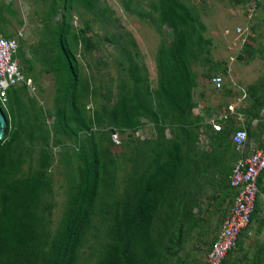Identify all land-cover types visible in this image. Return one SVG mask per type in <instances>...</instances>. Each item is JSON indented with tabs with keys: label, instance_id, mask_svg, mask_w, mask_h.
I'll list each match as a JSON object with an SVG mask.
<instances>
[{
	"label": "trees",
	"instance_id": "16d2710c",
	"mask_svg": "<svg viewBox=\"0 0 264 264\" xmlns=\"http://www.w3.org/2000/svg\"><path fill=\"white\" fill-rule=\"evenodd\" d=\"M43 1L47 6L40 39L30 47L29 57L20 43L17 58L27 78L37 81L39 73L53 76L55 120L48 121L50 109L28 96L27 85L9 91L8 106L0 102L8 122L0 144V264H79L88 244L91 253L83 264H208L186 253V245L199 230L209 253L222 228L217 235L202 228L206 222L199 216L201 194L183 188L178 179V173H186L182 166L201 173L203 161L194 152L204 121L194 116L200 87L194 67L209 66L203 79L211 81L228 72L222 63L213 62V40L205 37L202 13L188 0H145V12L141 1L122 0L129 11L137 3L138 15L151 19L159 33L168 27L171 39L159 47L153 85L148 69L136 61L137 42L128 35L121 48L127 60H117L122 69L118 91L113 92L115 81L97 83L78 59L80 52L85 56L97 49L89 33L95 23L106 20L110 9L101 6V0ZM234 1L246 3L248 9L249 0ZM74 12L85 17L80 28L73 24ZM5 13L16 16L11 3L0 1V34L14 38ZM246 48L251 56L255 53ZM259 82L257 88L248 87L243 105L235 107L245 118L249 139L255 141L264 135V77ZM100 97L104 103L91 107ZM231 116L218 120L224 124L220 131L208 125L204 130L213 148L209 168L223 153L243 156L234 152L232 137L242 128H236L237 116ZM255 123L257 129L252 130ZM145 126L154 128L155 138H134ZM113 135L130 136L119 153L113 151ZM250 147L248 142L247 150ZM57 166L65 169L60 186L66 199L63 215L55 222ZM234 168L228 173L232 175ZM118 173H123L119 181ZM258 185L264 193V172ZM262 208L257 201L251 224L223 264H264V243L252 245L251 258L247 251L240 255L252 233L264 232ZM210 235L212 240L206 242Z\"/></svg>",
	"mask_w": 264,
	"mask_h": 264
},
{
	"label": "rangeland",
	"instance_id": "374dc122",
	"mask_svg": "<svg viewBox=\"0 0 264 264\" xmlns=\"http://www.w3.org/2000/svg\"><path fill=\"white\" fill-rule=\"evenodd\" d=\"M0 1L6 5L11 3L12 9L16 11V16L14 17L5 13L6 17L9 18L8 32L12 35L18 34L20 36L19 43L23 44V51L28 57L31 56L30 47L33 44L38 43L41 36L40 29L44 24L43 12H45L43 9L47 6L46 3L43 0ZM139 1L142 2V9L140 10L145 12L146 9H148L147 2L145 0ZM188 2L189 4H195L198 7V10L202 13V19L207 28L205 37L213 40L211 46L213 62H220L228 69L227 73H219V76L224 80V86L223 89L219 90L220 92L217 93V97H223L221 94L231 89L233 93L224 103H228V101L233 102L235 100L239 102L241 98L243 100L248 87L255 84L257 88V84H261L259 80L264 77V57L261 53V51H264V0H260V7L257 11V15L251 20L246 13V3L245 5L239 4V7L237 6V8H233L238 4L234 0H188ZM101 6L108 7L110 12L105 16L106 20L104 22L95 23L92 26V31L89 33L92 39L96 42L97 49L94 50L92 54H86L85 56L82 55V51L78 56V59L84 65L86 72L94 75L98 81L97 83H99L100 80L106 84L115 81L112 83L113 85L111 84V90L117 92V81L119 78L118 71L122 69V67H118L119 64L117 60H127L124 59L121 48L125 45V39L128 35H131L138 44L137 50L139 55L136 58V61L142 65V67L144 66L148 69L147 76L153 85H155L157 79L156 65L158 50L163 40L169 41L171 39V30L168 27H164L163 32L159 33L151 19H141L138 15L137 3L131 6V11L126 9L122 0H101ZM227 13H232L235 17L229 19ZM20 20L24 22L23 25L19 24L18 21ZM84 20L85 17H81L77 12H74L73 24L75 27L80 28L83 25ZM216 26H218L219 30ZM238 27L250 29L251 35L247 42H244L242 38H239L236 34V29ZM226 30H229V32L225 33ZM247 46L255 51L252 58L251 55L246 52ZM240 56L242 58H239ZM96 63L99 65L96 66ZM38 68L40 67L38 66ZM208 68L209 66L203 68L201 65L194 67L199 79L203 77ZM36 77L37 81L32 79L33 83L28 89V96L34 97L38 102V106L50 109L53 117H48V121L53 123L55 120L54 98H56L54 78L52 75H45L43 73L36 74ZM204 85L206 86V89L210 91L215 89L211 79H204ZM226 97H228L227 94ZM25 99H27V97ZM104 100L105 99L100 97L90 106L95 107L97 105H102ZM218 101L220 103L223 100H220V98L215 99L212 102L214 104H212V106L217 107L216 104L218 105ZM7 103L8 102L5 103V107L8 106ZM231 117H235V115ZM256 126L257 123L253 125L252 130L257 129ZM167 135L171 136L170 131H167ZM155 136L156 133L154 128L152 126H145L134 134L133 137L145 140L154 139ZM129 138V135L122 137L119 135H113L112 140L116 144V146L113 147L114 153L121 152L123 150V147H121L123 146L122 142L127 141ZM248 142L251 147L248 150L245 147V149L238 151L241 155L248 156L256 148V145L253 144L255 142L254 138L249 139ZM57 151H59V149H56L55 152ZM35 154L37 155V153ZM226 156L223 155L221 158L225 159ZM224 165H226V162ZM64 170L65 169L62 166H57L56 169L53 170L54 180L56 182L54 189L55 209L53 218L55 222H58L61 219L64 211L66 191L60 186L63 183L64 178L61 173ZM217 173L218 172L215 171L214 173H198L196 176L194 174L193 176H189V182L191 185H197L199 187L204 186V182L215 183V187L217 186L216 189H221L220 181L223 182L224 177L223 173ZM213 175L214 177H211ZM116 176L119 181L122 179L123 173H118ZM211 196L212 195L199 196L202 200L201 204L203 205V209L205 206L208 207V209L211 206L209 212L203 213L204 216L209 217L211 221L209 224L210 227H208V224H205L202 228H209L208 230L210 231H219L224 224V219H226L224 213L227 209H230V207L225 204L226 211L223 213V205L219 206V204L213 202V200L209 201ZM258 202H260L262 206V203L264 202V193H260ZM261 211V217L264 219V209L262 208ZM198 232L199 230L193 232L192 237L186 245L185 252L196 254L199 260L206 263L208 255L207 246L205 245L206 243L204 244L203 239L198 236ZM249 239L250 240H248L245 245L244 251H247L251 258V252L253 251L252 245H254L256 241L264 243V232L260 236H256L254 232L249 236ZM206 240V242L211 241V235L206 238ZM90 242L93 243V240H90ZM90 253V244H88L83 249L82 258L79 264L85 263L87 259H89ZM244 253L246 252H242L240 255Z\"/></svg>",
	"mask_w": 264,
	"mask_h": 264
},
{
	"label": "built area",
	"instance_id": "2783aa9c",
	"mask_svg": "<svg viewBox=\"0 0 264 264\" xmlns=\"http://www.w3.org/2000/svg\"><path fill=\"white\" fill-rule=\"evenodd\" d=\"M260 0H249L247 15L251 20L257 15ZM238 37L247 42L251 32L250 29L238 27ZM20 36L6 38L0 34V102L5 104L11 89L27 85L32 86V79L27 78L20 67L17 58L20 49ZM212 83L219 90L223 88L224 80L221 76L214 77ZM232 115L244 123V118L236 112L234 106L230 107ZM215 130L220 131V124L214 125ZM237 150L245 149L249 134L245 128L238 130L232 137ZM264 172V147L255 150L248 156L243 155L235 165L230 177V186L237 191V196L232 204L229 214L224 221L218 239L207 255L208 264H223L231 250L236 247L241 233L249 227L259 199L260 189L258 179ZM264 209V202H263Z\"/></svg>",
	"mask_w": 264,
	"mask_h": 264
},
{
	"label": "crops",
	"instance_id": "0c3cea01",
	"mask_svg": "<svg viewBox=\"0 0 264 264\" xmlns=\"http://www.w3.org/2000/svg\"><path fill=\"white\" fill-rule=\"evenodd\" d=\"M241 5H243V4L241 3ZM237 6L239 7V4H236L233 8H237ZM227 17H229V19H231L232 17H235V16L232 13H227ZM216 28L218 29V26H216ZM227 32H229V30L225 31V33H227ZM252 57H253V55L251 56V58ZM199 83H200V87L196 89V96H197L196 97V103L198 105L194 109V116H199L204 121H202L203 126L199 128V136H198V139L196 140L195 145H194L195 146L194 152H197L198 156L203 160L202 163H200V165H199V171L201 173H214L215 171H217L218 172L217 174L223 173L224 180H223V182L220 181L221 182V189H216L217 186L215 187V183L212 184V183H206V182H204L205 185L202 187H199L196 185V188H193L192 186H195V185L190 184L189 176H193L194 174L196 176V175H198V173H194L195 169L193 167L184 168V166H182L181 171L182 172L184 171L186 173H178V179H180L179 183L182 186H184L183 188L196 189L197 191L195 193H201V195H212L210 197L209 201L213 200V202L219 204V206L223 205L224 209L222 207L221 208H222V212L224 213V211H226L225 204L229 205V207L231 209L232 204H233L235 197H236V194L233 192L232 189H230L229 176L231 175V173H228V171H229V169L233 170V167L235 166L236 162H238V160L241 158V156L238 157L237 155H234L233 152H231V153L228 152L226 154L223 153L224 156L228 155V156H226V158H228V159L225 158L226 159L225 160V159L220 158L221 160L219 162H217L216 164H214V166H211L209 168L208 163H209V159L213 157V152H212L213 148L210 145V139L208 137H206L204 130L206 129L207 125L209 127L210 126L214 127L215 123L216 124L219 123L223 129L224 124H221L220 122H218V120H220L222 117H226V116L229 117V115H232L231 112L229 113L230 110H228V109H230L231 106L239 108L241 105H243L242 104L243 100L241 98V100L239 102H237V100H235L233 102L228 101V103H224L226 101V99L227 98L229 99L230 98L229 96L233 93V91L231 89L222 93L221 96H223V97H217V93H219L220 91H219V89H217L215 87V85L213 83L212 84L215 88L213 91L206 89V86L204 85L203 77L201 79H199ZM226 94L228 97H226ZM217 98H220V100H223V101L220 103L218 101V105L216 104L217 107H214V106H212V104H213L212 102ZM237 121H236V128H245L247 126V123L245 124V118H244V123H241L239 120H237ZM263 136L260 137V139H257L255 137L257 139V141H255L253 143L254 145H256V148L253 150V152L255 150L260 149L258 147V145L261 147L264 146ZM187 146H188V141L186 142L184 140L183 151L186 153L188 152ZM238 151H240V150H237V149L234 150L235 153L240 154ZM223 154L221 156H223ZM230 157H232V158H230ZM225 162H226V165L224 166ZM222 164H223V166H221ZM211 177H214V175ZM201 191L204 193H207V194H204ZM200 202H202V200H199V204H200ZM262 205H263V203H262ZM201 206H203V205L201 204ZM205 207H204V209L202 208L201 215H199V216L205 220V222H206L205 224L209 225L211 221H210L209 217L204 216L203 213L209 212L211 210V206L209 209H208V207H206V208ZM230 209H227V211L224 213L225 218H227ZM198 210L199 209H196V212ZM224 220H226V219H224ZM208 227H210V225ZM219 231L213 230L214 235H217ZM242 252H245V251L243 250Z\"/></svg>",
	"mask_w": 264,
	"mask_h": 264
},
{
	"label": "water",
	"instance_id": "95a60500",
	"mask_svg": "<svg viewBox=\"0 0 264 264\" xmlns=\"http://www.w3.org/2000/svg\"><path fill=\"white\" fill-rule=\"evenodd\" d=\"M7 126H8L7 118L2 108L0 107V144L6 134Z\"/></svg>",
	"mask_w": 264,
	"mask_h": 264
},
{
	"label": "clouds",
	"instance_id": "9594fccd",
	"mask_svg": "<svg viewBox=\"0 0 264 264\" xmlns=\"http://www.w3.org/2000/svg\"><path fill=\"white\" fill-rule=\"evenodd\" d=\"M224 86V85H223Z\"/></svg>",
	"mask_w": 264,
	"mask_h": 264
}]
</instances>
